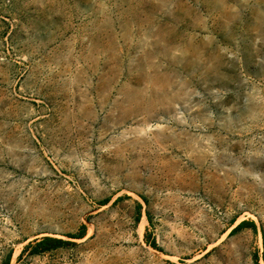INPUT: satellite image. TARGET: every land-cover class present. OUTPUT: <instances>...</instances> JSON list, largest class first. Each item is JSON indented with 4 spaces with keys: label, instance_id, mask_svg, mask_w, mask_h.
<instances>
[{
    "label": "rangeland",
    "instance_id": "374dc122",
    "mask_svg": "<svg viewBox=\"0 0 264 264\" xmlns=\"http://www.w3.org/2000/svg\"><path fill=\"white\" fill-rule=\"evenodd\" d=\"M0 264H264V0H0Z\"/></svg>",
    "mask_w": 264,
    "mask_h": 264
},
{
    "label": "trees",
    "instance_id": "16d2710c",
    "mask_svg": "<svg viewBox=\"0 0 264 264\" xmlns=\"http://www.w3.org/2000/svg\"><path fill=\"white\" fill-rule=\"evenodd\" d=\"M139 207L140 206H138V208ZM250 225L251 227H254V224L242 223L237 227V229H241L243 227L250 226ZM68 243L69 242H66L60 239L44 238L43 240L37 243L36 248L39 249L40 252H47V251L68 245ZM150 245L154 247L155 249H158L155 241L150 242Z\"/></svg>",
    "mask_w": 264,
    "mask_h": 264
},
{
    "label": "bare ground",
    "instance_id": "6f19581e",
    "mask_svg": "<svg viewBox=\"0 0 264 264\" xmlns=\"http://www.w3.org/2000/svg\"><path fill=\"white\" fill-rule=\"evenodd\" d=\"M143 229V224H141V226H140V230H142Z\"/></svg>",
    "mask_w": 264,
    "mask_h": 264
}]
</instances>
